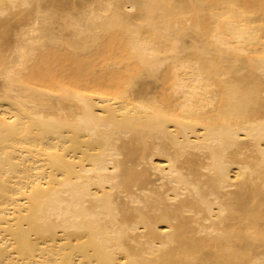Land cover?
I'll return each instance as SVG.
<instances>
[{"label": "bare ground", "instance_id": "6f19581e", "mask_svg": "<svg viewBox=\"0 0 264 264\" xmlns=\"http://www.w3.org/2000/svg\"><path fill=\"white\" fill-rule=\"evenodd\" d=\"M24 2L0 0V264H259L264 0Z\"/></svg>", "mask_w": 264, "mask_h": 264}, {"label": "snow or ice", "instance_id": "6c2138e0", "mask_svg": "<svg viewBox=\"0 0 264 264\" xmlns=\"http://www.w3.org/2000/svg\"><path fill=\"white\" fill-rule=\"evenodd\" d=\"M23 7H25V8L35 7V8L38 9L39 8V2H38V0H32V2L29 3L28 0H25V2L23 3ZM39 14L41 16H43V13L42 12H40ZM180 163L181 162L179 160H173V161H171V164H172L173 169H175L176 167L180 166ZM220 178L224 181V183H226V184L227 183H230L228 181L226 171H223L222 170V172L220 173ZM234 179H236V178H234ZM252 238H254V237H252L251 234H249V239H252ZM189 264H202V262L201 261H198V260H196V261H189ZM208 264H216V262L215 261H211V262H208ZM222 264H223V262H222ZM259 264H264V259H261V261L259 262Z\"/></svg>", "mask_w": 264, "mask_h": 264}]
</instances>
